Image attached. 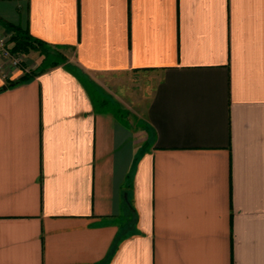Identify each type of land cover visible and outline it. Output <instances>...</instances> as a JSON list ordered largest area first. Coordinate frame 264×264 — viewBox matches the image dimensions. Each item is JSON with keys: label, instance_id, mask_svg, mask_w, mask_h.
<instances>
[{"label": "crops", "instance_id": "crops-1", "mask_svg": "<svg viewBox=\"0 0 264 264\" xmlns=\"http://www.w3.org/2000/svg\"><path fill=\"white\" fill-rule=\"evenodd\" d=\"M11 27L65 60H0V264H264V0H0Z\"/></svg>", "mask_w": 264, "mask_h": 264}, {"label": "trees", "instance_id": "trees-1", "mask_svg": "<svg viewBox=\"0 0 264 264\" xmlns=\"http://www.w3.org/2000/svg\"><path fill=\"white\" fill-rule=\"evenodd\" d=\"M13 31L12 40H14V47L13 50L15 52H29L30 50L39 51L40 53L43 51L53 50L60 56L61 59L58 58H51L50 65L55 66L60 63V61L65 60L64 54L61 52L60 46H45L43 42L40 40L31 37L26 31L20 30L19 27H11ZM27 77L28 76H24Z\"/></svg>", "mask_w": 264, "mask_h": 264}, {"label": "rangeland", "instance_id": "rangeland-1", "mask_svg": "<svg viewBox=\"0 0 264 264\" xmlns=\"http://www.w3.org/2000/svg\"><path fill=\"white\" fill-rule=\"evenodd\" d=\"M64 53L70 54L71 51L70 50H65ZM22 54V53H21ZM51 58H58L61 59L60 56L57 55L56 52H54L53 50H48V51H43L40 53L38 52H34L33 50H30L29 54L26 56V61L29 63V65L31 64L33 68L34 65H36V63H39V67L45 66V65H49ZM47 60L49 62L45 63L44 61ZM141 82V83H140ZM139 82V85H137V88L139 89V93L143 98V101L146 100L149 95L151 94V90L153 87V84L151 83H144L143 80H141ZM97 98L101 99L100 95L97 96ZM142 101V102H143ZM141 102V103H142ZM109 107V106H107ZM125 110L124 107L117 105V111H119L121 114H123V116H126L128 113V109H126V112L121 110ZM131 109V108H130ZM136 107L134 105H132V111L130 110V115H128L129 117L132 118V120L135 122V120L137 121V119L134 120V115H133V111L136 112ZM127 118V117H126ZM136 123V122H135Z\"/></svg>", "mask_w": 264, "mask_h": 264}, {"label": "built area", "instance_id": "built-area-1", "mask_svg": "<svg viewBox=\"0 0 264 264\" xmlns=\"http://www.w3.org/2000/svg\"><path fill=\"white\" fill-rule=\"evenodd\" d=\"M0 60L4 64L12 67L22 65L23 56L20 52H15L11 45V36L0 33ZM0 65V72H4V66Z\"/></svg>", "mask_w": 264, "mask_h": 264}]
</instances>
